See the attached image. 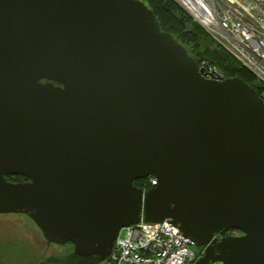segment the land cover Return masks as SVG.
<instances>
[{
	"label": "water",
	"instance_id": "1",
	"mask_svg": "<svg viewBox=\"0 0 264 264\" xmlns=\"http://www.w3.org/2000/svg\"><path fill=\"white\" fill-rule=\"evenodd\" d=\"M0 213L81 256L143 218L193 264H264V100L204 77L141 0H0Z\"/></svg>",
	"mask_w": 264,
	"mask_h": 264
},
{
	"label": "built area",
	"instance_id": "2",
	"mask_svg": "<svg viewBox=\"0 0 264 264\" xmlns=\"http://www.w3.org/2000/svg\"><path fill=\"white\" fill-rule=\"evenodd\" d=\"M259 81L264 100V0H174ZM208 79H223L208 61L198 64ZM152 185L155 177L149 178ZM195 243L173 224L147 222L122 227L101 264H193Z\"/></svg>",
	"mask_w": 264,
	"mask_h": 264
},
{
	"label": "trees",
	"instance_id": "3",
	"mask_svg": "<svg viewBox=\"0 0 264 264\" xmlns=\"http://www.w3.org/2000/svg\"><path fill=\"white\" fill-rule=\"evenodd\" d=\"M156 15L161 30L171 33L181 43L199 64L208 61L222 73L224 78L240 77L257 93L260 83L246 68L242 67L235 57L219 42H217L191 15L174 0H141ZM150 177L136 179L134 185L145 190L153 185ZM9 181L24 180L20 175H8ZM102 258L91 255L81 256L73 251L66 255L43 256L34 264H101Z\"/></svg>",
	"mask_w": 264,
	"mask_h": 264
},
{
	"label": "rangeland",
	"instance_id": "4",
	"mask_svg": "<svg viewBox=\"0 0 264 264\" xmlns=\"http://www.w3.org/2000/svg\"><path fill=\"white\" fill-rule=\"evenodd\" d=\"M71 251L70 243H49L25 214L0 213V264H34L43 256H62Z\"/></svg>",
	"mask_w": 264,
	"mask_h": 264
},
{
	"label": "flooded vegetation",
	"instance_id": "5",
	"mask_svg": "<svg viewBox=\"0 0 264 264\" xmlns=\"http://www.w3.org/2000/svg\"><path fill=\"white\" fill-rule=\"evenodd\" d=\"M20 181H23V179L22 180H20ZM226 235H238V234H241L240 233V231H237V230H234V229H232V230H230V231H228L227 233H225ZM217 236H221V235H219V234H216ZM196 252L198 253L197 254V259L198 258H200L201 257V255L203 254V252H204V247H199V246H197L196 247ZM201 253V254H200ZM196 259V260H197Z\"/></svg>",
	"mask_w": 264,
	"mask_h": 264
}]
</instances>
